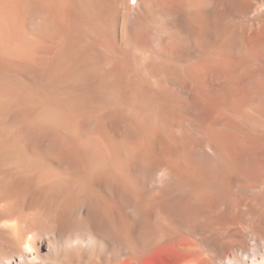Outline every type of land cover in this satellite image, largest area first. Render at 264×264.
I'll return each mask as SVG.
<instances>
[{"label":"bare ground","instance_id":"obj_1","mask_svg":"<svg viewBox=\"0 0 264 264\" xmlns=\"http://www.w3.org/2000/svg\"><path fill=\"white\" fill-rule=\"evenodd\" d=\"M157 262L264 264V0H0V264Z\"/></svg>","mask_w":264,"mask_h":264},{"label":"rangeland","instance_id":"obj_2","mask_svg":"<svg viewBox=\"0 0 264 264\" xmlns=\"http://www.w3.org/2000/svg\"><path fill=\"white\" fill-rule=\"evenodd\" d=\"M161 261V260H160ZM159 262H157V264H158ZM162 263V262H161ZM161 263H159V264H161Z\"/></svg>","mask_w":264,"mask_h":264}]
</instances>
